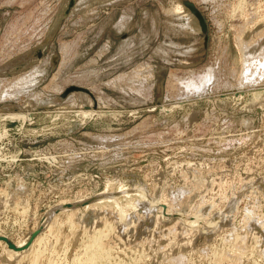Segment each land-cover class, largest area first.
<instances>
[{"label": "rangeland", "instance_id": "obj_1", "mask_svg": "<svg viewBox=\"0 0 264 264\" xmlns=\"http://www.w3.org/2000/svg\"><path fill=\"white\" fill-rule=\"evenodd\" d=\"M68 4L0 0V264H264V0Z\"/></svg>", "mask_w": 264, "mask_h": 264}, {"label": "bare ground", "instance_id": "obj_2", "mask_svg": "<svg viewBox=\"0 0 264 264\" xmlns=\"http://www.w3.org/2000/svg\"><path fill=\"white\" fill-rule=\"evenodd\" d=\"M230 8V7H229ZM244 8V7H243ZM239 10H240V7H239ZM236 11V10H235ZM257 12V11H256ZM261 13V12H260ZM235 14V13H234ZM246 19V18H245ZM257 20V19H256ZM251 27V26H250ZM241 31V30H240ZM241 38V37H240ZM240 42V41H239ZM251 44V43H250ZM240 45V51H241V43L239 44ZM249 45V44H248ZM243 49V48H242ZM239 54H240V52H239ZM242 57V56H241ZM243 59V58H242ZM258 59V58H257ZM240 61V60H239ZM242 64H244L243 62H242ZM246 64V63H245ZM255 64V63H254ZM248 65V64H247ZM258 65V64H257ZM240 67V66H239ZM242 67V66H241ZM243 67H246V66H243ZM241 72V71H240ZM185 77H187V76H185ZM257 78V77H256ZM259 78V77H258ZM263 78V77H262ZM203 79V78H202ZM260 80V79H259ZM239 84V83H238ZM208 85V84H207ZM250 86V85H249ZM239 87V86H238ZM205 88V87H204ZM190 90V89H189ZM240 94V93H239ZM79 112V111H78ZM74 113V112H73ZM75 114V113H74ZM79 114V113H78ZM84 113H82L81 114V116L83 115ZM86 114V113H85ZM84 114V115H85ZM76 115H77V113H76ZM75 115V116H76ZM88 115V114H87ZM91 115V114H90ZM14 116V115H13ZM86 116V115H85ZM19 117V116H18ZM21 117H23V116H21ZM83 117V116H82ZM10 118V117H9ZM24 118V117H23ZM85 118V117H84ZM10 119H12V118H10ZM17 119V118H16ZM138 193H139V197H140V199L141 200H144V199H146L147 197V195H145L144 193H142V192H140V191H138ZM118 194H120V193H118ZM123 195V194H122ZM113 196V195H112ZM112 196H107V197H101V198H99L98 200H97V202L100 204L101 202H106V205H107V203L108 202H113V199H112ZM95 203V202H94ZM114 203H115V201H114ZM137 203V202H136ZM132 204V203H131ZM105 205V204H104ZM89 207H90V205H88ZM88 206H86V207H84V208H88ZM97 206V205H96ZM102 206V205H101ZM113 206V205H112ZM136 206V204L134 205V210H133V213L135 214V212L137 211V208L135 207ZM114 208V207H113ZM71 209L72 210H76V208H66V209H62V211H66V210H70L71 211ZM79 209H81V208H79ZM61 210V209H60ZM53 211V210H52ZM122 211V210H121ZM120 211V212H121ZM49 213V212H48ZM122 213V212H121ZM128 213V212H127ZM50 214L51 213H49L48 215L50 216ZM72 214V213H71ZM132 214V213H131ZM47 215V214H46ZM45 215V216H46ZM54 214H52V216H53ZM44 216V217H45ZM119 216L121 217H124L125 215L124 214H119ZM43 217V218H44ZM51 217V216H50ZM130 217V216H129ZM46 218V217H45ZM70 218V217H69ZM71 218H72V215H71ZM47 219H45V225L42 227V229L40 230V232L42 231H44L46 228H48V224H47V221H46ZM49 220V219H48ZM72 221V220H71ZM43 222V221H42ZM66 223V222H65ZM40 225H42V224H40ZM39 225V226H40ZM48 225V226H47ZM70 226H72V225H70ZM73 228V227H72ZM109 229H110V227H108ZM74 229V228H73ZM111 229H112V227H111ZM49 230V229H48ZM72 230V229H71ZM107 230V229H106ZM113 230V229H112ZM47 231V230H46ZM109 231V230H108ZM40 232L38 233V234H40ZM107 233H109V232H107ZM111 233V232H110ZM38 234L36 235V237L35 238H37V236H38ZM52 235H54V234H52ZM101 235V234H100ZM106 235V234H105ZM29 236H30V234L25 238V241H28V239H29ZM103 236V235H102ZM101 236V237H102ZM108 236V235H107ZM53 237V236H52ZM100 237V236H99ZM100 237V238H101ZM34 238V239H35ZM38 238H39V236H38ZM100 238H97V237H95V239L92 241V243L94 244V245H92V247H94V249L95 250H100V251H93V248H91V246H89L91 249H92V251H90L91 253L89 254V255H91V256H89L88 254V256L86 257V259H85V261L84 262H80L81 264H122V263H120V262H114V261H112V262H114V263H112L110 260V257H109V255H108V251H106V250H104V249H102L101 248V245H100V243H99V241H101V239ZM238 238V237H237ZM241 238V237H240ZM33 239V240H34ZM86 239V238H85ZM105 239V238H104ZM33 240H32V242H33ZM38 241V240H37ZM105 241V240H104ZM31 242V244H33ZM5 243V242H4ZM3 243V241H0V246L2 245V246H5V244ZM91 243V244H92ZM105 243V242H104ZM20 243H18L16 246H18V248L20 247H24V245L26 244V242H22L21 243V245H19ZM31 244H29V246L27 247V248H25V249H23V250H20V251H24V250H26V249H28L29 247H30V245ZM244 244V243H243ZM100 245V246H99ZM244 246V245H243ZM232 247V246H231ZM141 248V247H140ZM39 249V248H38ZM86 249H88V247H86ZM107 249V248H106ZM11 252L12 251H14V250H11V249H9ZM89 250V249H88ZM19 251V252H20ZM87 251V250H86ZM85 251V252H86ZM16 252V251H15ZM35 252V259H33V261L31 262V264H37V259L39 258V256H40V253L42 252L41 250H37L36 249V251H34ZM98 252H100V253H98ZM9 253V252H8ZM89 253V252H88ZM14 254V253H13ZM42 254V253H41ZM242 254V253H241ZM8 255V257H11V255H10V253L9 254H7ZM65 256V255H64ZM142 256V255H141ZM216 256V255H215ZM80 257V256H79ZM33 258V257H32ZM77 258V257H76ZM113 260V259H112ZM135 260V259H134ZM48 261V260H47ZM75 261V260H74ZM140 261V260H139ZM175 263V262H174Z\"/></svg>", "mask_w": 264, "mask_h": 264}, {"label": "water", "instance_id": "obj_3", "mask_svg": "<svg viewBox=\"0 0 264 264\" xmlns=\"http://www.w3.org/2000/svg\"><path fill=\"white\" fill-rule=\"evenodd\" d=\"M73 3H74V0H69V4H68L67 8L69 9L70 7H72ZM184 5L198 19L202 32H205V25H204V22L202 20V17L200 15V13L190 3L184 2ZM37 55L38 56H41L39 50H37ZM107 196H110V195L109 194H105V195H100V196H93V197L87 198V199L82 200V201H79V202H75V203H71V204H66V205L56 206L52 210H53L54 213H57V212L60 211V209L62 210V209H66V208H80V207H83V206H85L87 204L96 202L98 200V198L107 197ZM41 229H42V227H39L34 233H32L30 235L27 243L24 245L23 248L22 247L21 248L20 247L19 248L16 247L6 237L0 236V241L5 242L11 250L19 251V250H22V249L27 248L29 246V244H31L32 240L36 237V235L40 232Z\"/></svg>", "mask_w": 264, "mask_h": 264}]
</instances>
